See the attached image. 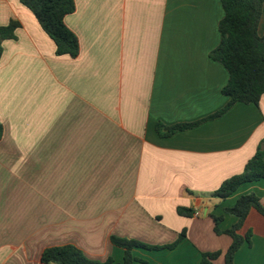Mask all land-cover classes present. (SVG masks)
Here are the masks:
<instances>
[{"label":"crops","instance_id":"obj_1","mask_svg":"<svg viewBox=\"0 0 264 264\" xmlns=\"http://www.w3.org/2000/svg\"><path fill=\"white\" fill-rule=\"evenodd\" d=\"M64 24L75 58L52 40L18 0H0V26L18 23L0 54V264H45L48 247L73 245L95 261L121 264L110 236L134 248V264H199L231 239L209 214L253 192L264 206V179L211 196L242 172L264 137V95L257 105L228 97V73L209 52L219 43L220 0H74ZM257 32L264 34V4ZM161 137L166 126L195 123ZM178 207L193 214L182 216ZM198 212V215H195ZM250 232L233 264H264V216L251 209Z\"/></svg>","mask_w":264,"mask_h":264},{"label":"trees","instance_id":"obj_2","mask_svg":"<svg viewBox=\"0 0 264 264\" xmlns=\"http://www.w3.org/2000/svg\"><path fill=\"white\" fill-rule=\"evenodd\" d=\"M34 16L43 32L52 40L55 53L58 56L67 55L75 58L79 52V44L75 34L66 27L64 18L75 9L74 0H18ZM223 16L218 22L219 43L209 52V58L220 63L228 73L227 83L222 87L221 93L228 97L226 104L207 119L219 117L234 103L258 104L264 95V34L257 32L264 0H220ZM18 27L16 21H9L7 25L0 26V54L3 40L14 37V30ZM195 123H182L166 126L162 123L155 125L156 132L161 137L169 136L176 131L188 129L197 125ZM3 128L0 124V139ZM264 179V137L258 145L253 156L245 163L241 173L224 180L221 185L211 193L212 197L225 199L240 185ZM254 209L264 216V206L260 198L253 192L241 195L235 204L223 209V213L234 217V224L225 230L218 225L223 215L209 214L214 226L215 234H225L231 242L224 253V264H233L236 251L243 242L249 243L250 232L241 236L238 231L246 219L249 211ZM177 213L182 216H190L193 210L178 207ZM185 237L182 231L177 240L164 246H150L142 242L110 236V242L122 249L121 264H134L140 262L132 255L134 248L149 250L173 249ZM219 252H206L201 254L199 264H210L215 260ZM41 262L45 264H113V259L108 257L104 261L88 259L73 245L48 247L41 253Z\"/></svg>","mask_w":264,"mask_h":264},{"label":"built area","instance_id":"obj_3","mask_svg":"<svg viewBox=\"0 0 264 264\" xmlns=\"http://www.w3.org/2000/svg\"><path fill=\"white\" fill-rule=\"evenodd\" d=\"M195 215H198V212H195Z\"/></svg>","mask_w":264,"mask_h":264}]
</instances>
